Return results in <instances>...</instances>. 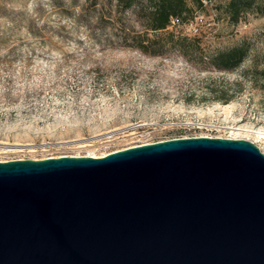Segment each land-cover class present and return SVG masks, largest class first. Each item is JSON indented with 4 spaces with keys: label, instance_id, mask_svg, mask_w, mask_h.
Instances as JSON below:
<instances>
[{
    "label": "rangeland",
    "instance_id": "obj_1",
    "mask_svg": "<svg viewBox=\"0 0 264 264\" xmlns=\"http://www.w3.org/2000/svg\"><path fill=\"white\" fill-rule=\"evenodd\" d=\"M93 1L0 0V161L97 157L199 135L243 138L264 153L260 90L244 81L228 104L201 98L205 77L241 79L252 55L264 52V15L232 23L223 11L228 0H204L200 9L187 0L192 18L176 27L178 36L195 39L204 54L243 41L251 47L238 69L204 71L197 51L149 55L122 46L116 19L126 32L141 31L140 20L118 12L115 0ZM196 18L200 34L192 36Z\"/></svg>",
    "mask_w": 264,
    "mask_h": 264
},
{
    "label": "water",
    "instance_id": "obj_2",
    "mask_svg": "<svg viewBox=\"0 0 264 264\" xmlns=\"http://www.w3.org/2000/svg\"><path fill=\"white\" fill-rule=\"evenodd\" d=\"M0 264H264V153L199 135L0 161Z\"/></svg>",
    "mask_w": 264,
    "mask_h": 264
},
{
    "label": "trees",
    "instance_id": "obj_3",
    "mask_svg": "<svg viewBox=\"0 0 264 264\" xmlns=\"http://www.w3.org/2000/svg\"><path fill=\"white\" fill-rule=\"evenodd\" d=\"M203 1L192 0V3L196 9H200ZM95 4L96 0L91 3L92 6ZM115 6L121 14L129 10L134 11L140 20L141 31L126 32L123 22L116 19L120 23V29L119 34L116 33L115 36L122 46L132 47L149 55H162L166 48L174 47L184 56L197 51L195 63L204 71L232 72L250 57L251 47L246 41L224 50L204 54L195 39L178 36L175 33L176 27L187 25L192 18L193 9L187 4V0H115ZM223 11L230 22L236 23L249 12L264 15V0H228L223 6ZM173 19H177L178 23L172 24ZM240 76L241 79L234 81L211 75L205 77V93L201 98L228 104L245 90L244 81H249L252 87L264 95V52L254 53L251 64L242 70Z\"/></svg>",
    "mask_w": 264,
    "mask_h": 264
},
{
    "label": "built area",
    "instance_id": "obj_4",
    "mask_svg": "<svg viewBox=\"0 0 264 264\" xmlns=\"http://www.w3.org/2000/svg\"><path fill=\"white\" fill-rule=\"evenodd\" d=\"M199 20H201V19L196 18V21H197V22H196L195 24H193L192 22L189 23V25H190L189 30H190L193 34H198V32H199ZM171 23H172V24H177V23H178V20H177V19H173V20L171 21Z\"/></svg>",
    "mask_w": 264,
    "mask_h": 264
},
{
    "label": "bare ground",
    "instance_id": "obj_5",
    "mask_svg": "<svg viewBox=\"0 0 264 264\" xmlns=\"http://www.w3.org/2000/svg\"><path fill=\"white\" fill-rule=\"evenodd\" d=\"M259 134V133H258ZM261 137H263L264 138V135H262ZM10 148H12V147H9V149ZM7 149V148H6ZM88 156H93V157H95L94 155H88Z\"/></svg>",
    "mask_w": 264,
    "mask_h": 264
}]
</instances>
